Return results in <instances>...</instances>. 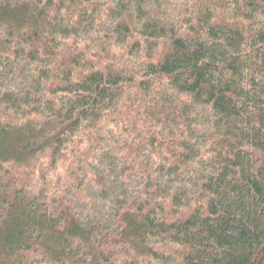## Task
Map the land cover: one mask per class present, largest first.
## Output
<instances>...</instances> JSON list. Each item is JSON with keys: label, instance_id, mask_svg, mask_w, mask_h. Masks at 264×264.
<instances>
[{"label": "trees", "instance_id": "1", "mask_svg": "<svg viewBox=\"0 0 264 264\" xmlns=\"http://www.w3.org/2000/svg\"><path fill=\"white\" fill-rule=\"evenodd\" d=\"M0 264H264V0H0Z\"/></svg>", "mask_w": 264, "mask_h": 264}]
</instances>
